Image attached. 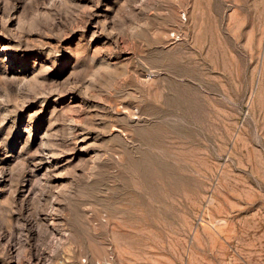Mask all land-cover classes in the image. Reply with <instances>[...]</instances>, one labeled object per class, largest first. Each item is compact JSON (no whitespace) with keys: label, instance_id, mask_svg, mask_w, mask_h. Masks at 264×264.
Listing matches in <instances>:
<instances>
[{"label":"rangeland","instance_id":"obj_1","mask_svg":"<svg viewBox=\"0 0 264 264\" xmlns=\"http://www.w3.org/2000/svg\"><path fill=\"white\" fill-rule=\"evenodd\" d=\"M0 264H264V0H0Z\"/></svg>","mask_w":264,"mask_h":264},{"label":"bare ground","instance_id":"obj_2","mask_svg":"<svg viewBox=\"0 0 264 264\" xmlns=\"http://www.w3.org/2000/svg\"><path fill=\"white\" fill-rule=\"evenodd\" d=\"M184 17V16H183ZM244 134V133H243ZM219 222V221H218Z\"/></svg>","mask_w":264,"mask_h":264}]
</instances>
